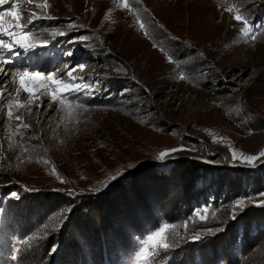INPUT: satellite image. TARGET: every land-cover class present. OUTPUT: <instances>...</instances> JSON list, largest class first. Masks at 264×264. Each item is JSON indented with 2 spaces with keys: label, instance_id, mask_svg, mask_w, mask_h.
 Listing matches in <instances>:
<instances>
[{
  "label": "rangeland",
  "instance_id": "374dc122",
  "mask_svg": "<svg viewBox=\"0 0 264 264\" xmlns=\"http://www.w3.org/2000/svg\"><path fill=\"white\" fill-rule=\"evenodd\" d=\"M8 2L12 3V0ZM45 2L49 5L47 9L21 5L20 11L24 13L21 22L27 24L30 11L38 15L46 13L53 19L36 20L31 26L35 35L48 39L44 29H48L49 34L52 28L67 34L57 35L59 37L55 40L49 35L47 46L37 47L26 57L21 56L13 66L23 62L45 72L55 69V78L67 82L68 69L64 64H84L82 70L76 67L73 77H83L86 83H91L89 77L106 75L110 79H102L95 86L93 98L87 99L83 95L78 98L79 102L90 106L87 110L76 107L75 102L61 106L57 101L50 105V96H43L44 89H40L31 97L30 112L24 107H13V117H21L22 124L30 126L22 134L15 132L18 122L7 118V105L9 101L15 105L17 99L27 105L30 96L23 91L17 95L19 83L10 79L11 71L8 77L0 79V85L6 82V87L0 88L4 93L0 99V109L4 110L0 112V144L3 145L0 185L20 183L39 190L57 186L81 187V174L86 167L92 169L91 179L103 173H115L119 167L125 170L117 152L130 150L131 146L142 148L137 155L154 149L159 154L181 146L200 153L201 146H208L212 150L225 149L230 158L233 150L246 156L264 150V47L253 49L247 55L239 51L240 43L234 45L232 53L224 51L215 56L206 52L207 58L198 65L200 78L193 84L180 79L181 71L175 68L173 61L169 62L144 35L136 21L132 2L129 1V9L124 8L123 3L117 7L114 0H34L39 4ZM143 3L174 35H180L182 24L187 23L201 46L216 27L222 33L236 31L240 37V30L245 27L243 22L234 20L237 12L231 3L223 4L218 0H145ZM7 7V4L3 6L5 10ZM70 21H74L73 27H68ZM261 23L264 19L259 20ZM64 25L68 29H63ZM86 28L92 29L95 38L98 36L108 49L113 50L117 60L129 65L117 64L115 58L104 62L88 55L95 44ZM81 36L87 40L79 41ZM69 50L72 55H65ZM132 76L138 81H126ZM123 89L129 90L126 95H121ZM36 96L44 102L39 110L36 106L41 100L35 99ZM214 138L219 142H214ZM62 180L67 182L62 183ZM261 193L264 191L254 195L242 193L235 201L243 199L244 204L258 205L264 200ZM206 195L210 198V191ZM251 215L262 218L264 211L252 210ZM259 221L250 224L246 231L249 235L254 233ZM163 223L167 222H160L156 228L136 237L135 246L122 255L119 264H147L143 259H137L141 242ZM243 227L242 224L233 227L232 237L219 248L213 264H225L224 254L233 259L240 258L245 238ZM17 242L18 238L1 208L0 264L12 263ZM260 250L254 255H259ZM251 257L254 256L251 254ZM243 264H251V261L247 259Z\"/></svg>",
  "mask_w": 264,
  "mask_h": 264
},
{
  "label": "trees",
  "instance_id": "16d2710c",
  "mask_svg": "<svg viewBox=\"0 0 264 264\" xmlns=\"http://www.w3.org/2000/svg\"><path fill=\"white\" fill-rule=\"evenodd\" d=\"M129 1L135 11L138 9L141 20L148 22V37L154 47L165 49L161 51L165 55L172 54L175 68L193 84L200 78L198 65L207 58L206 52L215 56L224 51L232 53L234 45L240 43L239 51L247 55L264 47V27H260L264 23L257 28L255 39L247 40L236 31L222 33L216 27L201 46L187 23L182 24L180 35H174L143 3L145 0ZM218 1L243 10L250 23L264 19V0ZM63 29L68 28L64 25ZM86 33L91 34L90 40L95 44L88 55L104 62L115 58L117 64L123 65L113 50L98 36L95 38L92 29L86 28ZM46 37L49 39L48 33ZM126 81L138 80L132 76ZM202 147L200 153L178 151L158 159L157 149L137 155L142 148L131 146L130 150L117 152L125 170L119 167L115 173L91 179L92 169L86 167L81 174V187L76 188L39 190L20 183L0 185V209L5 211L8 225L18 238L11 264H119L122 255L135 246L136 237L160 222L174 225L169 233H178L179 237L175 247L159 250L155 264H213L219 248L232 237V229L238 224L244 226L242 252L240 258L234 259L224 254L225 264H243L247 259L251 264H264V217L251 215L252 210L264 211V207L247 203L235 219L230 217L239 194L264 191V159L248 164L232 160L225 149ZM115 174L119 178L112 180ZM13 192L19 194V199L11 196ZM205 207L208 219L201 221L196 213L205 214ZM194 208L198 211L194 212ZM254 220L260 221L249 235L246 231ZM196 235L201 238L194 241L192 237ZM259 248L261 253L254 255ZM251 254L254 257L250 259ZM146 262L151 264V258Z\"/></svg>",
  "mask_w": 264,
  "mask_h": 264
},
{
  "label": "snow or ice",
  "instance_id": "6c2138e0",
  "mask_svg": "<svg viewBox=\"0 0 264 264\" xmlns=\"http://www.w3.org/2000/svg\"><path fill=\"white\" fill-rule=\"evenodd\" d=\"M136 3L139 0H135ZM114 3L117 4V7L120 6V3H123L124 8L131 9V4L129 0H114ZM7 4L8 7L5 10L3 6ZM28 4L29 6H34L37 9H47L49 6L47 2L44 4L34 3V0H12V3H9L8 0H0V79L9 76V71H11L10 79L13 81H18L19 88L17 89V95L19 92L23 91L30 96V100L27 105L22 104L17 99L15 105L13 101H9L7 105L6 116L9 120L13 118L18 122L17 128L15 132L17 134H22L23 130H28L30 128L27 124H22V118L19 116L13 117V107L16 108H27L29 112L31 111V105L33 100L31 97L40 89H44L43 96H50V105L59 101L61 106L66 103L72 104L76 103V107L84 108L87 110L89 105H85L82 102H79V97L83 95L87 99L93 98L95 95L96 87L98 86L102 79H110V77H89L88 80L91 83H86L85 78L83 77H73V71H75L76 67H79L81 70L85 67L84 64L73 65L70 66L67 63L64 64V68L68 69L66 72L67 77L69 78L67 82L62 79H56L57 72L56 70H52L49 72H45L41 69H34L26 63H21L19 66H13L16 64V60L21 56H27L29 52L34 51L37 47H45L48 45L49 40L43 38L42 35H35L34 29L31 27L35 24V21L38 19H53V17L46 15V13L42 15H38L36 12H29L28 15L31 17L27 24H23L22 18L24 13L20 11V6ZM237 14L234 16V20L237 22H243L245 27H243L241 32V37H250L255 39V32L257 30V26L250 25V21L247 16L244 14V11L240 8L236 9ZM136 21L140 29L144 30V35L146 37L150 36V32L148 31L149 24L147 21H142L140 15L138 14V9L136 10ZM105 19H108L105 16ZM154 23V22H153ZM74 21H70L68 27H73ZM162 27V26H161ZM260 27H264V25H260ZM44 32L48 33V29H44ZM67 33L63 31H59L57 28H52L49 35L55 37L57 35L63 36ZM79 41H86L87 37L81 36L78 38ZM155 46V45H154ZM161 51H166L161 48ZM65 55L71 56L72 51L69 50L65 53ZM166 58L169 62H171L174 57L172 54H166ZM22 69V70H21ZM117 71L126 69H116ZM203 75V73H201ZM180 79H185V76L181 74ZM6 87V82L4 85H0V88ZM129 90L123 89L121 90V95H126ZM3 91H0V99L3 98ZM35 99H40L41 103L37 105V109L43 108L44 102L40 96H36ZM100 107V106H97ZM49 110H52L49 107ZM3 109H0V112H3ZM35 138V137H34ZM223 138H220L222 141ZM214 142L216 141L214 138ZM191 149H186L183 146L179 148H172L165 151H161L159 153L158 159H164L167 156H170L172 153L178 151H188ZM3 145L0 144V154H2ZM264 158V150H261L257 155H244L243 153L237 154L234 150L231 152V159L236 160L240 159L245 163L252 164L254 161ZM55 171V170H54ZM120 175H124V173H120ZM118 176H113L112 180L118 179ZM59 179V176H58ZM62 183H66V180H62ZM72 194L71 192L69 193ZM264 196V193L260 194ZM13 198L19 199L18 193H11ZM257 206L264 207V200L258 202ZM244 208V200L240 199L233 203L232 211L230 213V217L235 219L238 210H243ZM196 213L201 221H206L208 219L207 212L208 209L202 210ZM213 217H215V213H213ZM188 222L185 221L184 226L187 229ZM175 227L174 225H170L168 223H163L158 230L153 231L151 234L147 235L146 240H143L142 247L139 249L137 259H143L144 261H149L151 258V264H155V257L159 255V250H168L169 248L175 247L176 240L179 237L178 233H169V229ZM204 231H214L213 229H204ZM201 237L199 235L193 236L192 239L199 240ZM27 243V241H25ZM149 246H151V251H149ZM54 251V249H53Z\"/></svg>",
  "mask_w": 264,
  "mask_h": 264
},
{
  "label": "built area",
  "instance_id": "2783aa9c",
  "mask_svg": "<svg viewBox=\"0 0 264 264\" xmlns=\"http://www.w3.org/2000/svg\"><path fill=\"white\" fill-rule=\"evenodd\" d=\"M256 23H257V24H256ZM254 24L257 25V28H258V26L260 25V24H259V20L256 21ZM256 31H257V30H256Z\"/></svg>",
  "mask_w": 264,
  "mask_h": 264
}]
</instances>
